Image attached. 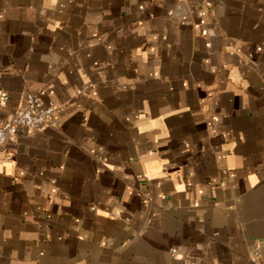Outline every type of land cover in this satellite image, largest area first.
<instances>
[{
	"label": "crops",
	"instance_id": "obj_1",
	"mask_svg": "<svg viewBox=\"0 0 264 264\" xmlns=\"http://www.w3.org/2000/svg\"><path fill=\"white\" fill-rule=\"evenodd\" d=\"M0 264H264V0H0Z\"/></svg>",
	"mask_w": 264,
	"mask_h": 264
},
{
	"label": "built area",
	"instance_id": "obj_2",
	"mask_svg": "<svg viewBox=\"0 0 264 264\" xmlns=\"http://www.w3.org/2000/svg\"><path fill=\"white\" fill-rule=\"evenodd\" d=\"M8 99V94L0 91L1 104L6 105ZM55 111V106L43 105L39 94L27 93L18 112L10 120L0 124V149L5 147L8 141L16 139L19 128L39 129L48 124Z\"/></svg>",
	"mask_w": 264,
	"mask_h": 264
}]
</instances>
